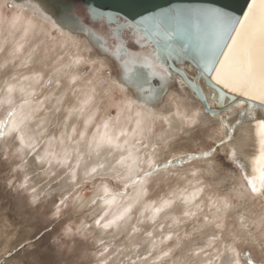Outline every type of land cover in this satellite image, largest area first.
<instances>
[{
	"label": "bare ground",
	"instance_id": "6f19581e",
	"mask_svg": "<svg viewBox=\"0 0 264 264\" xmlns=\"http://www.w3.org/2000/svg\"><path fill=\"white\" fill-rule=\"evenodd\" d=\"M262 3L253 0L249 9L259 10ZM9 5L13 14L6 21L3 10ZM75 7L73 14L89 25L101 46L88 33L60 25L37 3L0 0V146L19 169L29 200L40 201L47 193L29 177L37 165L46 170L42 175L59 170L67 175L69 184L61 185L64 198L72 186L95 175L133 185L131 180L152 169L126 195L112 194L84 212L97 227L102 264H115L109 255L116 253H135L132 264H242V239L258 244L264 240V122L259 111L242 100L264 105L258 33L226 67L225 55L238 27L208 77L235 96L232 106L228 97L219 106L218 93L198 78V69L178 65L190 80L196 79L209 108L221 110L211 115L181 76L167 72L152 57V47L145 52L134 49L123 35L128 30L120 33L123 43L116 40ZM142 66H150L148 78L138 76ZM86 67L89 73L83 76ZM199 131L217 143L240 172L225 176L217 164L219 149L205 152L211 145L206 141L196 153L175 162L179 167L189 163L185 172L164 177V201H150L153 191L147 186L154 173L163 170L153 168L174 154L171 147L182 135L189 143L177 150L194 152L189 145ZM103 188L99 195L107 192ZM82 198L74 204L76 210L85 208ZM123 236L125 241L117 244ZM143 255L147 257L141 259Z\"/></svg>",
	"mask_w": 264,
	"mask_h": 264
},
{
	"label": "rangeland",
	"instance_id": "374dc122",
	"mask_svg": "<svg viewBox=\"0 0 264 264\" xmlns=\"http://www.w3.org/2000/svg\"><path fill=\"white\" fill-rule=\"evenodd\" d=\"M78 8H80V11H78ZM75 10L80 14L85 12L78 6L75 7ZM3 12L6 16V21L12 18L13 8L10 5L7 8H4ZM102 27L105 33H108L109 36H113V33L109 28L105 25ZM123 35L125 39L129 38L132 41L134 49H139L145 52V50L151 48L139 47L138 42L142 44L143 41L140 40V36L137 34L131 35L128 31H125ZM85 69L83 76H86L89 73V68L86 67ZM170 91L174 92L173 89H170L169 92ZM110 114L113 117L115 116L116 111L112 109ZM195 137V140L189 145V147L195 148V150H193L194 152L187 151L186 148L182 151L177 150L180 145L189 143L188 137L182 135L177 139V145L171 147L174 154L171 156H165L164 158H167V160L153 168H162L163 170L156 171L154 173L156 177L149 182L147 186L150 191H153L148 196L150 201L155 204L164 201L163 196L167 195L168 190V187H164L162 182L165 179L164 177L166 175L169 176L170 174L181 173L182 171L185 172L183 169L186 165H189V163L182 164V166H180L182 168H180L175 162L179 160V158L181 159L184 154L191 155L196 153L197 146L200 144L203 145L206 141L211 145L208 146V150L205 152L214 151L216 148L219 149L216 158L217 164H220L219 166L224 170L225 176L229 177L232 176L231 174H237L240 172L239 168L226 156V154L220 151L221 148L218 147V144L207 139L205 133L199 131ZM205 152H199L198 154L201 155ZM164 158L163 161L165 160ZM13 165H15L14 160L5 156L3 150L1 152L0 146V264L105 263L101 260V246L97 242L96 234L98 232L96 229L97 227L94 226L93 218L89 217L88 213L85 214L84 212L87 210H90L89 212H91L92 209H95V207L102 204V201L104 202L111 197L118 196V194L120 195L122 193L126 195L130 188H135L136 185L141 183V180L147 178L148 176H146V173L152 170L150 169L149 171L137 175L130 181L133 185L122 184L120 180L117 179L116 181L115 178L113 179L108 176L95 175L96 177L93 179L89 178L83 183L78 184L77 186L75 185L76 187L72 186L68 192L69 195L66 193L67 197L64 198L63 196L66 190L65 188L62 189L61 185L64 183L69 184L70 181H67V175L59 170L57 171L58 173L48 176L45 174L46 170L41 169L43 166L38 167L39 165H37L36 170L38 173L34 172L29 177L31 180L33 179L32 181L37 183V189H43L44 187L46 189L43 190H46L47 193L46 195L42 194L43 198L40 197V201L33 202L29 200L30 190H26L21 184V174L19 169L16 165ZM44 170L45 173L42 175L41 172H44ZM54 176H57L56 179H53ZM30 179L28 180L30 181ZM102 188L103 190L106 189L107 192L99 195ZM49 191L52 192L50 193ZM48 192L50 195H48ZM52 193L54 196L51 195ZM44 196L46 197L44 198ZM80 198L87 202L84 208L85 210H76L74 206L76 201ZM145 231L147 232L148 230ZM261 231L264 232V229ZM120 239L117 241V244L123 243L125 241V236ZM242 241L240 243L241 248L243 247L240 254L241 263L264 264V240L263 242L260 241L259 244L261 245L245 239H242ZM3 249H6V251H3ZM133 254L136 255L135 253ZM133 254H131L132 257L130 254H123L125 256L119 255V258L116 253L115 255H109V258L110 261L112 260L115 264H130V262L132 264V262L134 263L137 260L133 258ZM178 254V252L174 253L175 256H178ZM111 256L113 257L111 258ZM146 257L147 255H143V257L140 258L144 259ZM195 260H191V262H194ZM167 261H171V259L169 258ZM107 264L114 263L108 262ZM159 264H164V262Z\"/></svg>",
	"mask_w": 264,
	"mask_h": 264
},
{
	"label": "water",
	"instance_id": "95a60500",
	"mask_svg": "<svg viewBox=\"0 0 264 264\" xmlns=\"http://www.w3.org/2000/svg\"><path fill=\"white\" fill-rule=\"evenodd\" d=\"M32 1L46 8L60 23L71 30L85 32L91 35L96 45L100 39L93 35L89 25L73 14L76 3L81 4L89 23H98L109 28L114 37L122 41L120 33L125 30L131 31L133 35L138 34L140 40L144 41L139 47H152V57L160 60L168 72H175L187 83L198 98L205 105L206 111L211 115H216L221 110H211L201 89L196 83V79L190 80L185 72L178 66L188 63L199 70V77H203L207 85L213 88L219 96L218 104L222 106L225 98H229L232 103L236 101L235 96L224 92L209 80V76L214 71L223 52L228 46L231 38L239 27L238 20H243L249 6L253 0H21ZM223 16L231 19L232 29H228L224 38V46L218 50H206L203 54L197 53L189 46V43L179 35H173L169 30L159 33L154 28L149 39H145L146 28H151L162 19L171 21L195 22L197 17ZM123 43V41H122ZM137 43V42H136ZM154 51V52H153ZM150 66L139 68L140 78H148L147 69ZM157 78V77H156ZM153 88H156L153 86ZM249 106L254 107L264 122V105L253 101L242 99Z\"/></svg>",
	"mask_w": 264,
	"mask_h": 264
},
{
	"label": "snow or ice",
	"instance_id": "6c2138e0",
	"mask_svg": "<svg viewBox=\"0 0 264 264\" xmlns=\"http://www.w3.org/2000/svg\"><path fill=\"white\" fill-rule=\"evenodd\" d=\"M240 31L225 55V66L230 67L241 56L242 51L252 41L253 33L259 37V58L261 70L264 71V3L259 10H248L243 20H238ZM171 26L173 35H179L189 43L197 53L203 54L206 50H218L224 46V38L228 29H232L231 19L223 16L197 17L195 22L171 21L162 19L151 28H146L145 39H149L154 28L157 33L161 30L167 32ZM234 30V29H232Z\"/></svg>",
	"mask_w": 264,
	"mask_h": 264
},
{
	"label": "flooded vegetation",
	"instance_id": "af4514ba",
	"mask_svg": "<svg viewBox=\"0 0 264 264\" xmlns=\"http://www.w3.org/2000/svg\"><path fill=\"white\" fill-rule=\"evenodd\" d=\"M122 39V38H121ZM117 40V39H116Z\"/></svg>",
	"mask_w": 264,
	"mask_h": 264
}]
</instances>
